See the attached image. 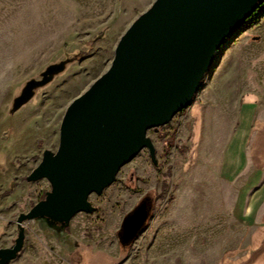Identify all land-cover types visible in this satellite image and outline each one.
<instances>
[{
	"label": "rangeland",
	"instance_id": "1",
	"mask_svg": "<svg viewBox=\"0 0 264 264\" xmlns=\"http://www.w3.org/2000/svg\"><path fill=\"white\" fill-rule=\"evenodd\" d=\"M155 1L0 0V250L14 247L20 215L51 191L47 180L27 178L45 151H58L68 108L108 72L121 38ZM258 14L218 51L191 106L148 132L157 165L142 150L90 196L96 211L66 228L45 218L25 223L23 250L10 264L235 263L248 234L219 168L235 100L264 89V6ZM32 83V99L16 110ZM195 105L212 109L202 124L192 119ZM146 197L152 217L123 248L122 222Z\"/></svg>",
	"mask_w": 264,
	"mask_h": 264
},
{
	"label": "water",
	"instance_id": "2",
	"mask_svg": "<svg viewBox=\"0 0 264 264\" xmlns=\"http://www.w3.org/2000/svg\"><path fill=\"white\" fill-rule=\"evenodd\" d=\"M263 6L264 0H156L121 38L108 72L68 108L58 151H45L27 178L47 180L51 191L20 215L15 245L0 250V264L19 257L25 223L45 218L66 228L77 214L96 211L90 196L102 195L142 150L157 165L148 132L191 106L218 51ZM35 86L28 85L16 110L32 99ZM153 208L146 197L124 218L123 248L145 230Z\"/></svg>",
	"mask_w": 264,
	"mask_h": 264
},
{
	"label": "crops",
	"instance_id": "3",
	"mask_svg": "<svg viewBox=\"0 0 264 264\" xmlns=\"http://www.w3.org/2000/svg\"><path fill=\"white\" fill-rule=\"evenodd\" d=\"M207 109L193 106L195 124L209 118ZM221 148L219 175L233 190V217L248 234L234 264H264V89L235 100L232 128Z\"/></svg>",
	"mask_w": 264,
	"mask_h": 264
},
{
	"label": "built area",
	"instance_id": "4",
	"mask_svg": "<svg viewBox=\"0 0 264 264\" xmlns=\"http://www.w3.org/2000/svg\"><path fill=\"white\" fill-rule=\"evenodd\" d=\"M262 8H263V7H262ZM262 8H261L260 10H258L256 14H254V15L252 16V18L247 22L246 25H248L249 23H253V22L255 21V19H256L257 16L259 15L258 12H260V11L262 10ZM246 25H245V26H246Z\"/></svg>",
	"mask_w": 264,
	"mask_h": 264
},
{
	"label": "trees",
	"instance_id": "5",
	"mask_svg": "<svg viewBox=\"0 0 264 264\" xmlns=\"http://www.w3.org/2000/svg\"><path fill=\"white\" fill-rule=\"evenodd\" d=\"M45 199V198H44Z\"/></svg>",
	"mask_w": 264,
	"mask_h": 264
}]
</instances>
